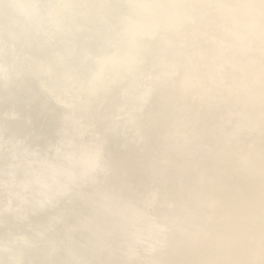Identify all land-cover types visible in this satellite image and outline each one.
<instances>
[{
    "label": "bare ground",
    "instance_id": "obj_1",
    "mask_svg": "<svg viewBox=\"0 0 264 264\" xmlns=\"http://www.w3.org/2000/svg\"><path fill=\"white\" fill-rule=\"evenodd\" d=\"M150 1L157 30L95 92L76 55L0 48V240L34 239L21 264H264V0ZM104 3L80 0V38L107 39ZM40 88L56 127L30 147L4 123L52 120Z\"/></svg>",
    "mask_w": 264,
    "mask_h": 264
},
{
    "label": "water",
    "instance_id": "obj_2",
    "mask_svg": "<svg viewBox=\"0 0 264 264\" xmlns=\"http://www.w3.org/2000/svg\"><path fill=\"white\" fill-rule=\"evenodd\" d=\"M171 3L174 5L176 0ZM104 6L106 10L110 9L109 21L101 26L107 39L98 43L99 39L94 42L86 37L80 38L77 31L80 27V0H0V48L9 52L31 50L50 63L52 58L64 62L76 55L79 57L80 89L98 91L115 74L135 64L144 42L158 27L156 18L153 19L155 9L150 0H105ZM148 15H151V20L145 18ZM120 39L125 42L124 47L116 45ZM111 73L114 74L110 76ZM29 95L38 100L40 116L55 113L52 101L42 88L29 92ZM13 96L8 99L12 100ZM55 117L54 114L52 120L50 117L46 120L47 124L37 125L36 117L25 114L18 123L5 121L4 126L29 135L31 140L27 145L32 147L54 134ZM43 123L45 126L40 127ZM11 235L9 240H0V256H4L9 264H21L23 256L34 249V239L30 243L28 236Z\"/></svg>",
    "mask_w": 264,
    "mask_h": 264
}]
</instances>
